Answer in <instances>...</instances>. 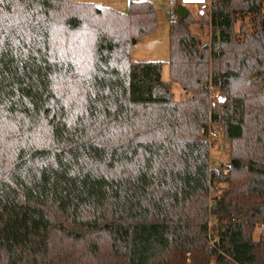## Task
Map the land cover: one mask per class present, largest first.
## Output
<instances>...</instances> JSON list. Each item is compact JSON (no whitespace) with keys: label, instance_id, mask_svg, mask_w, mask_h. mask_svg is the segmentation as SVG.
<instances>
[{"label":"trees","instance_id":"1","mask_svg":"<svg viewBox=\"0 0 264 264\" xmlns=\"http://www.w3.org/2000/svg\"><path fill=\"white\" fill-rule=\"evenodd\" d=\"M263 5L211 0L209 45L191 13L170 20L165 81L163 62L130 57L156 25L148 1L0 0L1 264H264Z\"/></svg>","mask_w":264,"mask_h":264},{"label":"rangeland","instance_id":"2","mask_svg":"<svg viewBox=\"0 0 264 264\" xmlns=\"http://www.w3.org/2000/svg\"><path fill=\"white\" fill-rule=\"evenodd\" d=\"M77 2H87L93 3L98 6L107 7L114 9L121 13H127L129 10L130 1H148L153 5L155 11L156 25L153 31L148 34L142 35L132 42L130 46V57L134 61H148V62H163L161 77L163 80H169V25L170 20L175 17V11L178 6L183 5L188 10H190L191 15L194 18V22L190 25V32L192 35L196 36L201 45L210 44V24L209 22V8L200 9L197 5H184L180 3V0H72ZM264 11V5L262 7ZM200 10V11H199ZM177 17V15H176ZM250 17H245L244 21L250 22ZM241 20H237L236 27H239ZM253 24H247L246 28L250 30ZM219 91V94L217 93ZM171 91L175 100H180L186 96H190V92L184 90L179 86V84L173 82L171 86ZM216 91V92H214ZM210 105L220 108V104L224 101V96L219 88H213L210 92ZM211 127L218 131V139H216L213 144L209 145V165L212 169L219 171L222 166L224 175L228 174L226 170L229 164V149L231 148V141L224 137L217 124H212ZM210 128V127H209ZM226 184L213 183L212 187L209 189V198L212 200L218 193L219 187H225ZM211 205V204H209ZM54 221L56 224L61 225V221L64 219L60 216H55ZM65 222V221H64ZM214 217H211L208 223L210 227L214 224ZM66 223V222H65ZM262 226H256L252 238L258 240L260 238ZM56 249H62L64 251L65 247L63 243L57 246ZM80 247L77 246L76 251L79 253ZM58 251V250H57ZM185 260L183 262H178L177 256L172 258L171 264H192V258L190 253L184 255ZM179 258V257H178ZM2 261H0V264ZM210 264H215L213 261Z\"/></svg>","mask_w":264,"mask_h":264},{"label":"built area","instance_id":"3","mask_svg":"<svg viewBox=\"0 0 264 264\" xmlns=\"http://www.w3.org/2000/svg\"><path fill=\"white\" fill-rule=\"evenodd\" d=\"M183 3L185 4H197L200 9H206L211 6V0H183ZM216 92V91H214ZM217 93L219 94V91L217 90ZM218 139V131L211 127L208 129L206 135H205V141L211 145L213 142ZM228 171V169H226Z\"/></svg>","mask_w":264,"mask_h":264},{"label":"water","instance_id":"4","mask_svg":"<svg viewBox=\"0 0 264 264\" xmlns=\"http://www.w3.org/2000/svg\"><path fill=\"white\" fill-rule=\"evenodd\" d=\"M176 15L180 18H184L188 15L189 11L188 9L183 6V5H180L177 7L176 11H175ZM135 40H132V42H134Z\"/></svg>","mask_w":264,"mask_h":264},{"label":"crops","instance_id":"5","mask_svg":"<svg viewBox=\"0 0 264 264\" xmlns=\"http://www.w3.org/2000/svg\"><path fill=\"white\" fill-rule=\"evenodd\" d=\"M181 2L180 3H183V0H180ZM184 5H197V4H185V3H183ZM198 6V5H197ZM199 7V6H198ZM200 8V7H199ZM203 10V9H202ZM189 11V13H190V10H188ZM200 11V10H199ZM178 17V16H177ZM176 18V13H175V17H174V19ZM190 28V27H189ZM134 43H135V41H134Z\"/></svg>","mask_w":264,"mask_h":264}]
</instances>
